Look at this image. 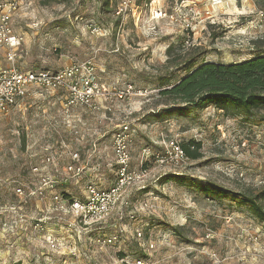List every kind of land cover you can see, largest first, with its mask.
Returning <instances> with one entry per match:
<instances>
[{
    "label": "rangeland",
    "instance_id": "rangeland-1",
    "mask_svg": "<svg viewBox=\"0 0 264 264\" xmlns=\"http://www.w3.org/2000/svg\"><path fill=\"white\" fill-rule=\"evenodd\" d=\"M123 1L25 0L14 12L13 26L24 37L16 61L20 68L56 70L92 58L105 89L132 82L147 92L115 98L109 104L112 122H99L88 112L64 113L58 96L62 90L36 87L3 116L1 262L126 264L122 258H128L131 264H264V223L251 207L219 191L264 189V107L246 112L214 102L188 112H167L160 110L169 104L158 93L178 81L184 62L196 53L200 61L223 63L254 56L259 46L255 41L264 35V2L185 0L194 10L186 7L176 14L174 0H136L127 13L117 14ZM155 8L167 14L156 19ZM190 22L194 29H187ZM0 64L9 65L2 46ZM125 116L133 127L132 168L142 167L143 147L163 151L171 139L200 141L202 155L175 168L149 160L144 165L147 177L128 188L102 223L69 225L70 215L51 211L53 194L84 198L86 172L97 176L89 181L98 186L115 182L114 134ZM74 151L86 167L75 180L66 181ZM35 164L41 166L39 173L32 169ZM44 176L51 182L43 195L33 194L27 202L17 196L19 184L34 189ZM41 216H47L44 229L35 227ZM52 233L68 249L52 248L47 241ZM110 234L118 240L97 241Z\"/></svg>",
    "mask_w": 264,
    "mask_h": 264
},
{
    "label": "built area",
    "instance_id": "built-area-1",
    "mask_svg": "<svg viewBox=\"0 0 264 264\" xmlns=\"http://www.w3.org/2000/svg\"><path fill=\"white\" fill-rule=\"evenodd\" d=\"M136 0H124L117 8V14L127 13L129 6ZM176 5L174 12H183L186 7L192 11L194 8L185 0H174ZM25 0H0V46L6 49V57L9 65H0V120L5 114L11 111L13 107L31 93V90L36 88L62 90L65 96L63 110L64 113L70 114L71 109L76 106H84L94 113H98L105 108L106 102H112L115 98L129 99L133 94H144L146 89H136L131 82L125 86L105 89L96 70V64L92 58L83 59L80 61H72L70 64L61 69H31L24 70L16 64L19 56V50L24 42V37L21 33L15 30L13 26L14 12L21 7ZM167 14L162 8H155L152 11V17L156 19L162 18ZM187 29H194L192 23H188ZM97 29L96 26L93 28ZM98 30V29H97ZM190 43L189 39L185 40ZM152 91V90H151ZM108 118V117H105ZM117 129L114 134V155L117 162L116 181L110 187L98 186L92 181H88L85 185L84 198L79 196L67 197L61 193L53 194L54 210L59 212V215L72 217L69 225H82L84 228L95 224H100L109 217L117 208L119 202L125 196V192L134 183L144 180L148 174V169L144 167L149 160L155 166L172 167L183 166L190 159L183 143L175 139L168 142L166 150L153 151L151 146L142 148L141 160L142 167H131V131L132 122L129 116L122 118L117 124ZM51 156H47L50 161ZM86 167L85 162H81L80 153L74 151L71 154V161L67 164V169L73 176L81 175ZM33 171L39 173L41 166L35 164ZM43 184L34 189H29L26 184H19L16 187V194L20 196L24 202H27L31 195H43L45 193V185L51 181L42 178ZM131 217H135L131 214ZM47 216H41L35 221V227L44 229L47 223ZM139 236L143 232L137 229ZM117 234H110L107 237L98 238L97 241L101 244L116 242ZM47 241L55 250L68 249V244L59 240L56 236L50 234ZM65 251V250H64ZM71 252L77 254L75 249ZM126 264H131L128 258H122ZM139 263H143L138 259ZM0 264H4L0 260Z\"/></svg>",
    "mask_w": 264,
    "mask_h": 264
},
{
    "label": "trees",
    "instance_id": "trees-1",
    "mask_svg": "<svg viewBox=\"0 0 264 264\" xmlns=\"http://www.w3.org/2000/svg\"><path fill=\"white\" fill-rule=\"evenodd\" d=\"M261 1V0H260ZM264 2V0H262ZM259 44L254 56L239 62H217L199 59V53L189 56L184 62L186 67L178 81L164 87L158 93L169 104L160 109L167 112H188L198 106L210 103L233 104L251 112L253 106L264 107V35L255 41ZM174 44H170L168 62H172L171 52ZM170 79L162 80V86ZM154 114V112H153ZM183 146L190 158L199 159L202 155V143L189 140ZM224 195H232V199L251 207L255 215L264 223V189L255 193L230 192L220 188Z\"/></svg>",
    "mask_w": 264,
    "mask_h": 264
},
{
    "label": "crops",
    "instance_id": "crops-1",
    "mask_svg": "<svg viewBox=\"0 0 264 264\" xmlns=\"http://www.w3.org/2000/svg\"><path fill=\"white\" fill-rule=\"evenodd\" d=\"M1 65V64H0ZM58 96H60V100H61V107H62V110H63V106H64V100H65V96H64V93L61 91V94L60 95H58ZM109 104H110V102H106L105 103V108L104 109H102L101 111H98V113H94V112H91L90 110H88L86 107H84V106H76V107H73L72 109H71V113H70V115H74V114H76L78 111H81V112H88V113H91V114H95V115H97V120L99 121V122H112V120L114 119L115 120V114H114V112H112V111H110L111 109H110V107H109ZM107 106V107H106ZM63 112H64V110H63ZM105 117H108V118H105ZM117 125V124H116ZM105 134V133H104ZM94 145H95V143H94ZM91 147V149H92V146H90ZM90 149V148H89ZM67 168V167H66ZM85 174V173H84ZM72 177H74L71 173H70V175L67 177V179L65 178V180L67 181V180H69V181H72V180H75L74 178H72ZM97 176H95L93 173L91 174V172L90 173H88V172H86V177L85 178H87V181H89V180H93V178H96ZM44 178H46L45 176H44ZM47 179V178H46ZM116 181V180H115ZM115 183V182H114ZM114 183H112L111 185H108V186H103V185H101L100 184V186H103V187H110V186H112ZM84 191H85V189H84ZM68 197H73V196H70V195H68Z\"/></svg>",
    "mask_w": 264,
    "mask_h": 264
}]
</instances>
